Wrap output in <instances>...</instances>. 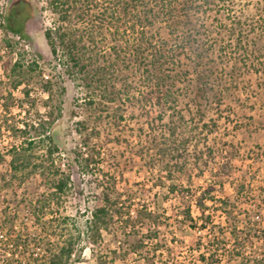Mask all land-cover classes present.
<instances>
[{
	"label": "trees",
	"instance_id": "trees-1",
	"mask_svg": "<svg viewBox=\"0 0 264 264\" xmlns=\"http://www.w3.org/2000/svg\"><path fill=\"white\" fill-rule=\"evenodd\" d=\"M246 2L45 0V9L53 17L52 25L43 33L53 60L50 68L54 73L60 68L68 79L78 81L87 94L92 95L85 100L89 108L96 104L94 95L111 103L123 95V99L133 105L130 100L134 98L129 97L128 71L140 74L139 77L146 81L143 83L146 86L137 92L145 99L144 104L141 100L136 104L143 124L138 127L135 153L148 174L156 172L168 181L176 177L185 181L186 186L170 185L168 189L179 200L181 210L177 213L182 220L191 230L199 234L204 232L207 238L205 245L200 238L196 246L203 263L207 255L215 264L221 263V256H227L230 261L237 259L238 264H264V248L261 256L247 252L253 249L255 241L261 239L258 233L264 234V231L248 222L243 228L238 227L237 198L230 200L211 195L217 184L222 187L230 180L233 168L230 156L219 163L221 150L209 144V135L215 131L216 121L212 118L204 120L211 106L208 94L213 92L207 82L209 73L205 70L210 71L211 56L218 53L211 42L214 33H224L225 38L220 39L224 44L241 49L236 62L246 73L264 78V5L260 0H250L255 13L246 14L241 21L239 15L243 16L242 8ZM220 14L228 17L227 22H211L212 16ZM6 30L19 39H27L23 29L6 25ZM217 42L215 40V44ZM9 43L5 40L6 45ZM219 50V57H226V51L222 47ZM9 73L10 87L13 90L22 87L25 102L30 100L32 92L43 93L45 112L40 114L34 110L32 103L25 109L22 105L24 118L18 125L5 120L4 129L13 142L5 151L4 162L11 178L24 183L37 176L44 189L31 202L32 217L43 231L49 230L50 235L44 244L45 254L36 259L37 263L69 264L80 252L77 248L79 234H71L66 228V218L60 221L54 214L71 189L70 174L57 156L59 149L52 133V125L61 115L64 89L56 82L59 75H45L36 60L28 64L16 60ZM192 74L196 82L195 98L203 99V106L195 98L186 102L180 99L182 90L178 84L183 77ZM116 83H120L122 89L116 90ZM3 98L9 103L13 100L11 93ZM6 102L1 104L5 110L9 105ZM116 110L118 114L113 116L119 120L114 122L118 127L125 108ZM164 117L168 121L157 131L155 121L161 122ZM77 125L80 127L77 133L86 131L82 122ZM3 126L0 125V129ZM99 136L96 130H92L81 142L90 147L97 138L92 148L97 145L102 149ZM122 142L129 146L126 139L117 135L115 144ZM206 174L211 177L214 188L196 194L191 190L192 179H203ZM101 176L107 179H97L100 193L94 197L89 217L85 220V237L98 248L107 249L111 257L95 254L96 264H113L120 254H132L141 264H157L155 257L160 245H153V241L158 235L159 215L145 206L132 210L116 192L115 177L106 172ZM243 187L239 184L235 193L240 195ZM217 217L219 222L215 221ZM145 226L148 227L147 233H142ZM139 235V240L127 243L128 237ZM104 236L109 241H105ZM112 244H115L114 248H110ZM12 245L17 247L15 243Z\"/></svg>",
	"mask_w": 264,
	"mask_h": 264
},
{
	"label": "rangeland",
	"instance_id": "rangeland-1",
	"mask_svg": "<svg viewBox=\"0 0 264 264\" xmlns=\"http://www.w3.org/2000/svg\"><path fill=\"white\" fill-rule=\"evenodd\" d=\"M241 1H247L242 3L243 16L239 15L243 21L244 16L254 14L255 9H252L250 0ZM260 2L264 5V0ZM45 8V0H0V125L3 126L5 120L18 125L24 118L23 110L32 103L34 110L40 114L45 112L42 105L45 98L43 93L32 92L30 100L25 102L21 94L22 87L17 90L10 87L9 70L16 60L20 59L25 64L36 60L45 75H59L56 82L63 87L64 93L61 98V115L53 123L52 133L59 149L57 156L70 174L71 189L54 214L57 220L66 218V228L71 234H79L77 248L80 252L72 257L69 264H96L95 254L98 253L111 257L107 249L98 248L85 237V220L89 217L94 197L100 193L97 179H107L101 176L105 172L115 177L116 192L121 194L132 210L145 206L159 215L158 235L153 241V245H160L155 257L157 264H215L207 255L204 263L200 260V253L196 250L197 242L201 238L205 245L207 238L203 235L204 232L199 234L198 231L191 230L182 220L177 213L181 210L179 200L175 194L169 193L170 185L186 186L185 181L177 177L168 181L156 172L148 174L135 153L138 127L143 124V119L139 118L140 108L136 104L140 100L144 104L145 99L144 95L137 92L143 89L142 86H146L143 85L146 81L139 77L140 74L128 71L127 80L131 85L129 97L134 98L130 100L133 105L124 100L123 95L112 103L94 95L96 104L89 108L85 100L88 95H92L87 94L78 81L68 79L60 68L55 73L50 68L53 60L43 33L52 25L53 17ZM256 14L254 17H257ZM227 18L220 14L212 16L210 20L215 24L218 21L227 22ZM6 25L13 29H23L27 39H19L17 35L10 33L6 30ZM219 34L214 33L211 37L213 48L218 53L211 56L210 71L205 70L209 73L207 82L213 92L208 94L211 106L208 107L204 120L212 118L216 121V129L209 135V144L221 150L222 158L219 163L224 161V157L230 156L233 171L230 180L222 187L217 184L214 188L208 174L203 179H192L190 186L196 194L214 188L211 195L215 198H237L238 227L241 229L248 222L264 231V78L246 73L242 65L236 62L241 56V49L224 44L220 39L225 38V35ZM5 40L10 42L9 46L5 44ZM215 40H218L216 44ZM221 47L226 51V57H219ZM193 75L183 77L178 84V88L182 90L180 99L183 102L195 98L196 82ZM119 89H122L120 83H116V90ZM7 93L12 95L11 103L3 98ZM195 100L201 102L202 106L205 104L198 96ZM5 102L9 103L7 110L1 107ZM190 104L194 107L193 103ZM118 107H124L125 111L122 113L123 120L117 127L114 122L119 120L114 116L118 114ZM167 121V117L161 122L156 119L155 129L160 131ZM80 122L86 127V131L81 134L77 133V129H80L77 123ZM92 130L99 133V140L103 142L104 148L97 145L92 148L97 138L93 139L90 147L82 144L83 137ZM117 135L126 139L129 146H125L124 142L115 144ZM12 142L3 126L0 129V264H44V261L37 263L36 259L39 260L40 255L45 254L44 244L50 236L49 230L43 231L31 215V202L44 189L37 176L28 178L24 183L18 178L10 177L4 154ZM239 184L244 187L240 195H237L235 191L239 189ZM193 215L196 216L195 211ZM215 221L219 222V218ZM220 224L225 226L222 222ZM147 230L148 227L145 226L141 232L147 233ZM258 235L261 239L259 242L255 241L253 249H248L247 252L261 256L264 234ZM140 236L128 237L127 243L139 240ZM104 239L109 241L106 236ZM14 243L17 247L12 245ZM123 246L126 247V244L123 243ZM114 247L115 244L110 246ZM220 262L238 264L237 259L230 261L227 256H221ZM113 264L141 263L132 254H120Z\"/></svg>",
	"mask_w": 264,
	"mask_h": 264
}]
</instances>
